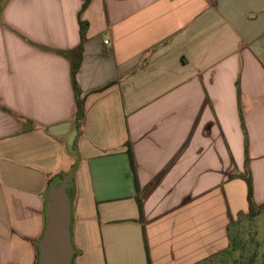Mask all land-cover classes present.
Instances as JSON below:
<instances>
[{"label":"crops","instance_id":"obj_1","mask_svg":"<svg viewBox=\"0 0 264 264\" xmlns=\"http://www.w3.org/2000/svg\"><path fill=\"white\" fill-rule=\"evenodd\" d=\"M84 2L0 0V264H38L48 189L75 167L73 264L228 253L264 166V0H92L77 139Z\"/></svg>","mask_w":264,"mask_h":264},{"label":"water","instance_id":"obj_2","mask_svg":"<svg viewBox=\"0 0 264 264\" xmlns=\"http://www.w3.org/2000/svg\"><path fill=\"white\" fill-rule=\"evenodd\" d=\"M76 167L54 182L46 195V226L38 242V264H73L72 199L68 192Z\"/></svg>","mask_w":264,"mask_h":264},{"label":"rangeland","instance_id":"obj_3","mask_svg":"<svg viewBox=\"0 0 264 264\" xmlns=\"http://www.w3.org/2000/svg\"><path fill=\"white\" fill-rule=\"evenodd\" d=\"M247 169L251 180L254 174V183L256 177V190L264 199V166H247ZM254 188L252 183V191ZM68 190L71 194L72 189ZM232 235L233 245L230 251L205 264H264V207L253 214L249 205L247 214L240 216L233 226Z\"/></svg>","mask_w":264,"mask_h":264},{"label":"trees","instance_id":"obj_4","mask_svg":"<svg viewBox=\"0 0 264 264\" xmlns=\"http://www.w3.org/2000/svg\"><path fill=\"white\" fill-rule=\"evenodd\" d=\"M91 1L92 0H85L84 4L82 6V9L79 12L80 44H79L78 48L76 49L77 59L78 60L73 65L72 70H71L72 83H73V87H74V91H75V95H76V104H77V111H76V115H75V119H76L77 127H78V136H77V139L82 134L81 127H82L83 122H84V119H85V108H84V98L81 97V92H80V89H79V87L77 85V82H76V73H77V71L79 69V66H80V59H81V55H82L83 45H84V43L87 40V31H88V28H89L88 22L83 21L81 19V15H82L83 11L91 3ZM75 146H76V142H75ZM127 147H128L127 148V154H128L129 160H130V165H131L132 172H133L134 177H135L136 188H137V190H139V187H138V184H137V181H136L135 161H134V156H133L132 148H131V145L130 144H128ZM244 178H245V180L247 182L248 190H249L248 191V201H249V205H250V211L253 214H257L259 212V210L256 208V206L254 204V201H253L252 180H251V177L249 175L248 169L246 170V174H245ZM73 180H74V178L71 180L70 185L72 184ZM68 192H69V190H68ZM138 203H139V208L141 209L142 208V202H141L140 199H139ZM72 228H73V224H72ZM74 248H75V246H74ZM76 251L77 252H76L75 257L80 253L77 249H76ZM75 257H74V259H75ZM73 262H74V260H73ZM148 264H151L149 255H148Z\"/></svg>","mask_w":264,"mask_h":264},{"label":"flooded vegetation","instance_id":"obj_5","mask_svg":"<svg viewBox=\"0 0 264 264\" xmlns=\"http://www.w3.org/2000/svg\"><path fill=\"white\" fill-rule=\"evenodd\" d=\"M69 189H72V184L70 185ZM70 193V192H69ZM71 195V194H70Z\"/></svg>","mask_w":264,"mask_h":264},{"label":"built area","instance_id":"obj_6","mask_svg":"<svg viewBox=\"0 0 264 264\" xmlns=\"http://www.w3.org/2000/svg\"><path fill=\"white\" fill-rule=\"evenodd\" d=\"M108 43H109V42L106 40V41H105V44H108Z\"/></svg>","mask_w":264,"mask_h":264}]
</instances>
